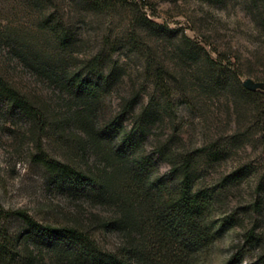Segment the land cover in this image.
Listing matches in <instances>:
<instances>
[{
  "label": "rangeland",
  "instance_id": "1",
  "mask_svg": "<svg viewBox=\"0 0 264 264\" xmlns=\"http://www.w3.org/2000/svg\"><path fill=\"white\" fill-rule=\"evenodd\" d=\"M40 1L0 0V245L13 239L0 264H72L18 210L87 231L105 250L149 244L145 228L106 223L120 202L144 220L151 182L167 197L185 160L218 231L193 264H263L264 0ZM123 134L135 148L121 156ZM136 158L147 180L135 178ZM45 161L93 173L105 190L71 191Z\"/></svg>",
  "mask_w": 264,
  "mask_h": 264
},
{
  "label": "trees",
  "instance_id": "2",
  "mask_svg": "<svg viewBox=\"0 0 264 264\" xmlns=\"http://www.w3.org/2000/svg\"><path fill=\"white\" fill-rule=\"evenodd\" d=\"M28 8H41L40 0H22ZM43 11L40 9L39 11ZM3 84V83H2ZM73 85L78 91H88L92 94V87H85L83 81L74 77ZM8 98L22 101L18 93L2 85ZM109 132L115 133L113 123L108 125ZM135 148L132 136L123 134L117 146V153L121 156L128 155L129 150ZM130 153V152H129ZM135 178L148 179L147 162L144 159L131 161ZM45 166L55 174V178L71 191L103 192L104 181H100L93 173L77 169L68 164L45 161ZM190 162L183 161L180 164L181 179L175 191H169L167 197L162 196L163 181L156 178L150 186L156 188L154 195L146 192L151 207L148 214L140 216L136 210L117 203V217L106 224H113L119 229L121 224L130 228L147 229L151 240L147 244L143 242L128 241L126 246L117 250H105L91 237L90 233L71 225H57L39 223L24 211L14 213L28 226L30 235L43 244L56 260L69 259L72 264H193L194 257L206 249L212 242L217 229L210 219L209 211L212 203L210 193L201 187H194L190 174ZM103 194V193H102ZM101 194V195H102ZM154 200L151 205L150 202ZM1 210V209H0ZM129 234V233H128ZM4 243L0 248L8 251V244H13L11 237L3 236ZM5 251V253H7ZM264 264V255L261 259ZM225 264H237V258L233 257Z\"/></svg>",
  "mask_w": 264,
  "mask_h": 264
},
{
  "label": "water",
  "instance_id": "3",
  "mask_svg": "<svg viewBox=\"0 0 264 264\" xmlns=\"http://www.w3.org/2000/svg\"><path fill=\"white\" fill-rule=\"evenodd\" d=\"M243 85L248 90H256L257 88L262 87L263 83L253 82L251 79H246L245 81H243Z\"/></svg>",
  "mask_w": 264,
  "mask_h": 264
}]
</instances>
